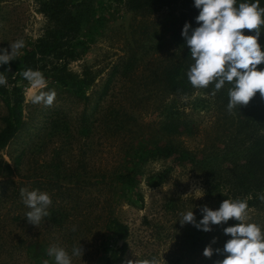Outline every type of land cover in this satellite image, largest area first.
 Here are the masks:
<instances>
[{
    "label": "rangeland",
    "instance_id": "374dc122",
    "mask_svg": "<svg viewBox=\"0 0 264 264\" xmlns=\"http://www.w3.org/2000/svg\"><path fill=\"white\" fill-rule=\"evenodd\" d=\"M44 1L0 0V49L10 54L11 43L23 39L33 45L46 35ZM92 7L99 20L92 16L83 26L82 33L91 37L85 53L64 63L53 56L34 58L45 89H32L14 76L0 86V130L7 116L1 90L12 100V87H18L22 99L21 126L0 150V264H37L32 256L54 264L47 255L53 245L63 248L72 264H107L113 255L118 257L113 264L152 257L160 264H217L225 256L215 250L231 239L224 228L239 222L201 230L202 242L192 250L196 229L179 221L193 211L199 223L204 206L215 211L225 199H248L240 158L253 141H264L262 123L240 108L230 113L228 100L219 91L213 95L212 85L168 91V73L180 65L187 74L193 63L181 35L191 23L179 1L145 10L111 0ZM23 49L11 65L19 64ZM59 75L81 82L80 89L60 84ZM52 89L57 93L52 106L31 102L33 95ZM170 121L183 131L171 133ZM164 144L186 151L193 163L149 156ZM137 156L133 164L129 157ZM16 157L20 164L14 168ZM120 173L128 175L126 183L114 178ZM21 189L46 192L52 200L50 215L38 227L26 220L30 209ZM248 217L264 232V202L248 206ZM113 218L127 226L124 241L109 231ZM79 246L83 256H72ZM208 246L211 258L203 255Z\"/></svg>",
    "mask_w": 264,
    "mask_h": 264
},
{
    "label": "clouds",
    "instance_id": "9594fccd",
    "mask_svg": "<svg viewBox=\"0 0 264 264\" xmlns=\"http://www.w3.org/2000/svg\"><path fill=\"white\" fill-rule=\"evenodd\" d=\"M194 7L199 10L195 18L199 26L192 29L190 24L185 23L181 33L193 60L187 72L192 87L207 89L214 84L212 94L215 95L226 83L230 84L227 105L230 113L233 109L247 106L257 92L264 99V70H257V66L264 63V52L258 44L264 26V7L260 6L259 0L238 5L237 0H194ZM244 29L254 31L255 35L245 36L242 32ZM25 46V41L19 39L10 44V54L7 49H0V66L13 61ZM22 76L32 89L47 87V80L38 70L28 69ZM0 86H7V77L3 73H0ZM56 96L54 89L40 91L33 95L31 102L50 107ZM21 196L25 206L30 209L26 214L27 222L38 227L50 215L48 209L52 200L49 194L21 189ZM258 198L264 202V194ZM201 212L203 219L199 223L193 211L183 213L179 221L181 226L192 224L199 230L210 232L212 225L226 224L230 219L239 222L236 226L224 228V234L231 239L224 244L222 251L215 250L217 254L225 256L217 264H264V232L257 224L247 222V199H225L218 210L204 206ZM215 242L214 239L212 243ZM83 254L81 246L72 250V256L82 257ZM213 254L211 246L205 247L203 255L206 258H211ZM47 255L54 258V264H72V258L61 247L50 246ZM44 264H48V261ZM126 264H160V261L152 257L140 261L128 260Z\"/></svg>",
    "mask_w": 264,
    "mask_h": 264
},
{
    "label": "trees",
    "instance_id": "16d2710c",
    "mask_svg": "<svg viewBox=\"0 0 264 264\" xmlns=\"http://www.w3.org/2000/svg\"><path fill=\"white\" fill-rule=\"evenodd\" d=\"M101 2L102 0H45L41 5V12L46 16L49 22V30L46 35L37 39L33 45H27L23 49V54L20 58L19 64L16 66L2 65L0 66V73H3L7 78L12 76L17 81H26L22 73L28 69L36 70L35 57L53 56L58 62L64 63L67 60H72L85 53L88 50V45L91 41L88 33H82L83 26L90 21L93 16L95 21L98 17L94 14L92 7L93 2ZM113 2H124L129 10H145L157 6H168L170 4L180 2L189 15V22L194 29L199 25L196 23V17L199 15V10L194 7V0H111ZM254 3L255 0H237L239 3ZM260 6L264 7V0H259ZM264 19V17H262ZM261 34L258 39V44L264 52V26H262ZM245 36L255 35L254 31L247 29L242 30ZM13 70V74L9 73V68ZM257 70H264V63L257 66ZM57 81L60 84H70L80 89L81 82H74L72 79L64 75H59ZM110 80L108 79L104 87V92L107 90V85ZM168 91L171 93H186L194 89L187 79V74L180 69V65L175 67L173 71L168 73L166 80ZM214 87V84H210ZM230 84H225L220 90L221 93L228 100V89ZM13 99L7 97L5 91L1 90L3 102L7 108V116L5 118V125L0 130V150L3 149L8 142L13 138L16 131L21 126V93L18 87H12ZM241 111L248 116L253 122H261L264 128V99L261 98L259 92L250 100L247 106L240 107ZM180 123L170 121L168 129L171 133H181L182 128L179 127ZM246 155L240 158L241 167L246 170L245 176L241 177L244 193L247 194V202L249 207L256 206L262 202L258 197L264 194V141H253L251 146L245 151ZM150 157H162L178 164H192L193 157L184 151L173 147L170 144L156 146L149 150ZM132 159L133 164L137 157H129ZM140 159V157H139ZM14 168L20 164V158L12 159ZM8 170L9 168L6 167ZM116 180H122L126 183L129 179L128 175L123 176L121 173L114 177ZM4 181L0 182V185ZM132 184H129L131 186ZM193 230L191 233V240L189 241L190 249H195L199 242H202L201 230ZM108 228L111 234L116 239L124 241L127 235V226L120 223L115 218L111 219L108 223ZM32 260L37 264H44L38 257L32 256ZM118 261V257L113 255L110 263L113 264ZM50 264V263H48Z\"/></svg>",
    "mask_w": 264,
    "mask_h": 264
},
{
    "label": "water",
    "instance_id": "95a60500",
    "mask_svg": "<svg viewBox=\"0 0 264 264\" xmlns=\"http://www.w3.org/2000/svg\"><path fill=\"white\" fill-rule=\"evenodd\" d=\"M8 71H9V73H12V72H13V70H12L11 68H9V70H8Z\"/></svg>",
    "mask_w": 264,
    "mask_h": 264
}]
</instances>
